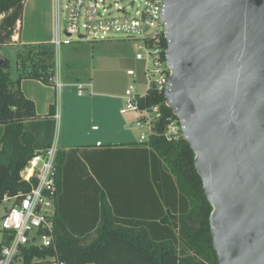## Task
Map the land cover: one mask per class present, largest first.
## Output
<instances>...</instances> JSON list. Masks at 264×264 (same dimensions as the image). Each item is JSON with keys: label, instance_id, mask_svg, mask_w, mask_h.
<instances>
[{"label": "water", "instance_id": "1", "mask_svg": "<svg viewBox=\"0 0 264 264\" xmlns=\"http://www.w3.org/2000/svg\"><path fill=\"white\" fill-rule=\"evenodd\" d=\"M161 19L217 262L264 264V0H164Z\"/></svg>", "mask_w": 264, "mask_h": 264}, {"label": "trees", "instance_id": "2", "mask_svg": "<svg viewBox=\"0 0 264 264\" xmlns=\"http://www.w3.org/2000/svg\"><path fill=\"white\" fill-rule=\"evenodd\" d=\"M24 2L0 0V49L17 45L12 37ZM22 47L32 52L45 46ZM9 69V61L0 56V204L13 197L17 203L36 185L34 178L27 182L20 174L36 153L51 146L55 133V106L50 107L47 116L40 117L34 103L20 89L22 79L50 85L53 71L45 64L35 65L13 81ZM164 102L163 94L152 91L143 103L159 105L162 117L156 127L158 133L167 119L174 117ZM147 145L155 187L152 193L147 190V208L119 212L116 206L113 210L106 204L93 237L73 236L55 228L53 246L23 247L11 264H218L208 220L212 208L204 196L192 150L183 138L167 142L154 137ZM62 159L58 148L56 194ZM8 241L5 235L0 248Z\"/></svg>", "mask_w": 264, "mask_h": 264}, {"label": "built area", "instance_id": "3", "mask_svg": "<svg viewBox=\"0 0 264 264\" xmlns=\"http://www.w3.org/2000/svg\"><path fill=\"white\" fill-rule=\"evenodd\" d=\"M26 1V0H25ZM121 0H52L54 10V35L52 45L57 49L62 43L60 37L75 38L78 41H108L112 35L123 34L134 42L135 60L142 63L147 87L140 95L134 85H128L120 98V114H134V123L140 131L139 143H148L151 138L162 137L167 142H177L182 136L181 125L176 116L167 119L161 133L156 127L162 113L159 105H148L150 92L163 94L169 84L172 72L167 65L165 53L167 41L162 24L164 0H144L134 14L119 5ZM136 0H132L134 4ZM61 20L65 29L61 31ZM135 72L129 70L126 76L133 79ZM60 96L64 85L59 75L48 79ZM76 95H94L91 83L75 85ZM165 103V102H164ZM166 105V104H165ZM57 113L54 118H57ZM56 155L57 145L42 153H36L20 176L24 181L34 178L36 185L17 203L16 197L1 220L2 231L9 236L7 244L0 248V264H11L23 247H50L54 244V202L56 198ZM15 203V204H14Z\"/></svg>", "mask_w": 264, "mask_h": 264}, {"label": "rangeland", "instance_id": "4", "mask_svg": "<svg viewBox=\"0 0 264 264\" xmlns=\"http://www.w3.org/2000/svg\"><path fill=\"white\" fill-rule=\"evenodd\" d=\"M131 1L121 0L119 5L132 15L137 5L143 6L144 0H136L134 4ZM63 4L64 0H61V6ZM37 14L23 18V25L29 27L35 19H40ZM64 29L61 20V31ZM60 39L62 43L58 49L46 44L39 51L32 49V52L23 47L5 46L1 49V54L9 61L13 81L28 74L35 65L45 64L53 75H59L64 85L59 97L50 85L35 80H28L27 84L28 92L39 99L40 112L46 114L48 105L55 103L58 116L55 118V141L66 146L81 145L93 135L102 136L103 140L138 142L140 131L134 123L135 115L119 113L122 106L119 97L128 85H134L140 95L147 87L143 65L135 60L134 42L120 33L113 34L112 40L108 41H78L67 39L65 35ZM129 70L136 74L133 79L126 76ZM88 83L92 84L94 95L77 97L74 86ZM92 127L98 129L93 131ZM11 205V201L6 200L0 204V240L2 215Z\"/></svg>", "mask_w": 264, "mask_h": 264}, {"label": "crops", "instance_id": "5", "mask_svg": "<svg viewBox=\"0 0 264 264\" xmlns=\"http://www.w3.org/2000/svg\"><path fill=\"white\" fill-rule=\"evenodd\" d=\"M37 13H39L40 19H35L29 27L23 25V18L27 15L36 16ZM53 35L52 0H26L21 20L17 22L15 34L12 37V41L17 45H11V47L52 45ZM1 49L0 56L4 57L1 54ZM28 80L33 79L21 80L20 89L24 96L34 103L36 114L45 117L48 115L50 107L55 106V103L48 105L46 114L40 112L38 110L39 99L27 90ZM54 93H56L55 90ZM97 129L92 127L93 131ZM53 139L55 140V136ZM103 139L102 136L90 135L83 142L84 144L74 146H66L55 141L57 149L60 148L62 153L63 163L54 202V229L73 236L93 237L104 205H110L113 210L116 206L119 212H131L136 207L141 210L143 207L144 209L148 207V203H146L147 190L149 188V192L152 193L155 187L150 173L152 161L147 143ZM9 199L5 198L3 201H11ZM11 203L13 202L11 201ZM120 217L122 218V216L116 215V218ZM2 232L0 243L5 236V232Z\"/></svg>", "mask_w": 264, "mask_h": 264}]
</instances>
